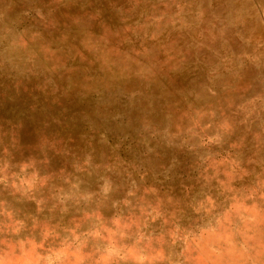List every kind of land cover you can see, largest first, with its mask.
<instances>
[{
	"label": "clouds",
	"instance_id": "clouds-1",
	"mask_svg": "<svg viewBox=\"0 0 264 264\" xmlns=\"http://www.w3.org/2000/svg\"><path fill=\"white\" fill-rule=\"evenodd\" d=\"M0 264H264V0H0Z\"/></svg>",
	"mask_w": 264,
	"mask_h": 264
}]
</instances>
